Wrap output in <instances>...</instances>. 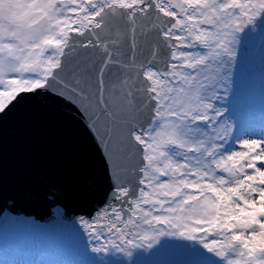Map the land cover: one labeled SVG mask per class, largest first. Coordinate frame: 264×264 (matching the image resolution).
<instances>
[{"label": "snow or ice", "instance_id": "6c2138e0", "mask_svg": "<svg viewBox=\"0 0 264 264\" xmlns=\"http://www.w3.org/2000/svg\"><path fill=\"white\" fill-rule=\"evenodd\" d=\"M257 27L264 0H0V120L63 103L104 159L108 196L79 220L92 253L135 264L172 238L185 264H264V135L217 103Z\"/></svg>", "mask_w": 264, "mask_h": 264}, {"label": "water", "instance_id": "95a60500", "mask_svg": "<svg viewBox=\"0 0 264 264\" xmlns=\"http://www.w3.org/2000/svg\"><path fill=\"white\" fill-rule=\"evenodd\" d=\"M88 182L98 186L97 193L87 191ZM51 189L60 191L57 203L69 214L90 212L109 193L104 159L75 109L28 99L0 120V212L9 201L30 211L23 191L46 195Z\"/></svg>", "mask_w": 264, "mask_h": 264}, {"label": "rangeland", "instance_id": "374dc122", "mask_svg": "<svg viewBox=\"0 0 264 264\" xmlns=\"http://www.w3.org/2000/svg\"><path fill=\"white\" fill-rule=\"evenodd\" d=\"M246 46L248 54L243 52ZM230 77L228 91L220 93L224 99L218 106L227 109L225 119L233 124L234 135L260 138L264 135V27L249 32L242 41ZM167 243L164 248L139 250L133 257L135 264H185L191 259L185 249L176 246H191L190 242L168 238ZM91 247L79 222L75 229L61 223L53 228H29L11 221L0 227V264H90L101 259L127 264L126 257L101 256L92 253Z\"/></svg>", "mask_w": 264, "mask_h": 264}, {"label": "bare ground", "instance_id": "6f19581e", "mask_svg": "<svg viewBox=\"0 0 264 264\" xmlns=\"http://www.w3.org/2000/svg\"><path fill=\"white\" fill-rule=\"evenodd\" d=\"M97 188L95 184L87 183V191L89 193H97ZM52 190V189H51ZM58 197L60 196V191ZM23 200L31 208L30 211H21L15 208V205L12 201H9L7 206L0 212V227L6 222H22L28 227H33L38 225L40 227L53 228L56 224L61 226L67 225L70 228H77L78 222L81 217L88 218L93 216L96 210L104 203L105 199L101 202L94 204L90 209V212H80L76 214H69L67 210L55 201H51L46 198V195H40L39 193L33 192L31 190H24ZM57 197V198H58ZM35 210L40 211L43 215L35 214ZM49 222H44L48 220Z\"/></svg>", "mask_w": 264, "mask_h": 264}]
</instances>
